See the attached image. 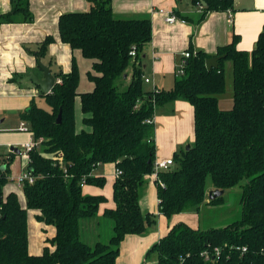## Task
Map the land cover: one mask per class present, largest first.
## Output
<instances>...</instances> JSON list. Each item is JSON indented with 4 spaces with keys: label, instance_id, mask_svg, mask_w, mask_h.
I'll return each instance as SVG.
<instances>
[{
    "label": "trees",
    "instance_id": "1",
    "mask_svg": "<svg viewBox=\"0 0 264 264\" xmlns=\"http://www.w3.org/2000/svg\"><path fill=\"white\" fill-rule=\"evenodd\" d=\"M205 10L231 9L234 0H198ZM84 12L61 14L57 22L59 41L91 61V91L78 92L79 71L74 55L70 71L55 73L49 94H40L48 109L33 100L19 113L41 150L29 152L26 170L35 178L25 182L22 206L15 192L5 193L13 154L0 166V264H116L120 243L127 235L143 234L155 215L143 213L139 201L156 157L155 109L175 100L193 107L194 141L174 153L173 165L160 171L158 212L166 218L187 212L200 213L207 206L225 203L226 191L239 187L240 218L219 227L192 228L174 223L147 252L157 264H264V25L255 48H237L238 36L219 47L224 55L218 67L208 71L210 58L202 51L186 59L182 75H175L171 89L144 88L142 59L151 41L150 19L119 18L111 0H87ZM11 10L0 15L10 24L21 15L32 22L29 0H10ZM55 40L51 36L31 52L45 57ZM134 51L135 56L130 53ZM231 64L232 106L219 107L226 90L225 63ZM80 100L82 124L90 131L77 132L74 103ZM60 114V122L57 116ZM51 154L53 158L45 157ZM113 164L120 171L112 185L113 208L105 207L100 237L92 225L103 195H85L82 186L102 188L104 177L94 170ZM223 194L208 201L207 180ZM51 226L41 254L28 251V212ZM88 231V232H86ZM106 237L107 240L102 241ZM245 248V251L242 249Z\"/></svg>",
    "mask_w": 264,
    "mask_h": 264
},
{
    "label": "crops",
    "instance_id": "2",
    "mask_svg": "<svg viewBox=\"0 0 264 264\" xmlns=\"http://www.w3.org/2000/svg\"><path fill=\"white\" fill-rule=\"evenodd\" d=\"M88 6L87 0H29L32 22L26 23L21 15H17L13 23L0 24V166L5 167V160L13 153L9 165V181L4 191L15 192L22 206L25 204L22 187L15 182V178L24 172L26 163L21 158L22 150L17 149V145L20 143L22 147L31 141L32 136L28 133L25 135V132H21L25 137L11 136L9 132L20 131H11V128L4 125L7 120L6 112L18 117L19 113L29 107L32 100L37 104L42 99L39 88L32 82H26L25 78L30 75L42 78L37 60L31 52L37 50L45 37L51 36L55 42L48 47L45 57L40 58L41 63L48 66L53 75L70 71L73 54L66 44L59 41L58 18L64 13L84 12ZM204 8L206 5L198 0H111L112 13L119 18L146 16L150 19L152 37L144 48L142 59L145 73L143 78L148 80L147 83L144 81L145 89H171L175 70L184 52L190 51L194 55L202 51L215 57L217 49L229 44L234 35L238 36L239 50L251 52L255 48L257 37L264 25V0H234L232 8L227 10L207 11ZM10 10V0H0V15ZM159 11H163V14ZM165 13L174 15L177 21L173 24L166 23ZM226 69L225 67V71ZM222 103L225 109L232 106L231 99H223ZM74 115L76 131H90V128L82 124V119L87 116L81 113L79 98L74 103ZM19 121L18 126L23 123ZM153 122L155 160L170 159L180 148L191 144L186 141H194L193 107L186 101L175 100L166 106L157 107ZM114 172L113 164L98 166L94 170V176L104 177L105 185L102 188L91 185L82 187L85 195H103L107 198V203L99 208L96 221L87 228H91L92 233L94 230L95 237H100L103 233V209L114 206L112 191L109 189L106 192L107 184L113 185ZM153 181L151 175L147 176L139 205L143 213L155 215V222L147 226L143 234H131L124 238L119 246L116 264H157L153 253L146 260L147 252L174 223L184 222L192 228H200L196 219L199 213H182L169 219L160 215ZM212 190L214 189L211 185H208L206 196ZM37 214L34 211L28 212L27 218L28 251L31 255L41 254L44 246L53 249L45 240L52 238L54 230L51 226L36 221Z\"/></svg>",
    "mask_w": 264,
    "mask_h": 264
},
{
    "label": "rangeland",
    "instance_id": "3",
    "mask_svg": "<svg viewBox=\"0 0 264 264\" xmlns=\"http://www.w3.org/2000/svg\"><path fill=\"white\" fill-rule=\"evenodd\" d=\"M74 58H75V62L77 64L78 67V71H79V83H78V87H77V91L78 92H85V91H91L93 89V84L92 82H90L88 80V72H91V61L88 59H84L82 58V56L80 55L79 51H74L73 53ZM225 67L227 68L225 71V85H226V90L225 93L221 96H219V107L224 108L225 109V105L222 103L223 99H231L232 97V87H231V64L230 62H226ZM175 72H177V68L175 70ZM37 104L47 110L48 106L46 105V103L44 102V100L39 99V101L37 102ZM6 116H7V120L5 122L4 125H6L8 128H11L12 130L15 129H19L18 125H19V116H12L10 115L8 112H6ZM11 136L13 137H19V135L24 136L22 133L24 132H9ZM25 135H28L27 133H25ZM25 137V136H24ZM189 143H193L192 140L186 141ZM187 144V143H186ZM185 144V145H186ZM21 144L19 143L17 145V149H21ZM36 148L38 150H41V146L37 145ZM13 154V153H12ZM7 160H5L6 163ZM2 163V162H0ZM105 185V184H104ZM208 185H211L210 179L207 180V184L206 186L208 187ZM112 191V186H109L107 184L106 186V192L108 190ZM239 191L240 188L239 187H235L231 190H228L225 192V194L223 195L225 203L223 205H219L216 207H209V208H203L200 213L199 216L196 217L197 222H199L200 228L201 229H208V228H214V227H219L222 226V224H228L231 223L237 219L240 218V213H241V209H240V203H239ZM190 213V212H187ZM188 215H192L191 213ZM104 231L109 232V228L103 224V234ZM107 240L106 237L102 238V241ZM148 256H146L147 258ZM152 258H150L151 260ZM148 261V258L146 259Z\"/></svg>",
    "mask_w": 264,
    "mask_h": 264
},
{
    "label": "built area",
    "instance_id": "4",
    "mask_svg": "<svg viewBox=\"0 0 264 264\" xmlns=\"http://www.w3.org/2000/svg\"><path fill=\"white\" fill-rule=\"evenodd\" d=\"M159 12L161 14H163V11H159ZM164 21L168 24H173L177 21V18L174 15H171L169 13L168 14L165 13V20ZM130 55L132 57H134L135 52L132 51L130 53ZM189 57H190V54L188 52L182 53V59H181L180 63L178 64L176 75H182L183 74V68H184V65L186 63V59H188ZM144 81L146 83L148 82L147 79H144ZM56 83H60V81L56 80ZM18 131L31 134V132H29L25 123L20 124ZM31 136H32V134H31ZM38 144H40V141L36 142L33 139H31V141H28L27 143H25L21 147L22 152L20 153V156L25 161L26 166H25L24 172L15 178V182L20 187H22L25 182L33 183L35 180V178L26 170V167L29 163V152L32 151L33 149H35ZM43 156L54 159L53 155H51V154H44ZM171 165H173V159L172 158L164 159V160H155V162H154V169H153V173L151 174V176L153 177L154 182H156V184H158L161 188L164 187V184L159 180L158 174L160 171L167 170ZM114 174H115V178H116L118 175H120V171L118 169H115ZM81 186L83 187L84 184H81ZM242 251H245V248H243Z\"/></svg>",
    "mask_w": 264,
    "mask_h": 264
},
{
    "label": "water",
    "instance_id": "5",
    "mask_svg": "<svg viewBox=\"0 0 264 264\" xmlns=\"http://www.w3.org/2000/svg\"><path fill=\"white\" fill-rule=\"evenodd\" d=\"M224 58V55H219L215 57H210L205 61V67L208 71H210L212 68L218 67L219 61ZM37 65L40 71L42 72V78L38 79L34 75H30L27 78H25L26 82H32L34 86L39 88L40 92L44 95H47L50 93L54 85L56 84V79L54 75L50 72V69L48 66L43 65L40 61V58L37 60ZM60 122V114L57 116V123ZM188 145L185 147L188 149ZM17 152V151H16ZM5 167H1L3 170ZM223 194L222 190H212L208 193V199L212 200L215 199Z\"/></svg>",
    "mask_w": 264,
    "mask_h": 264
}]
</instances>
